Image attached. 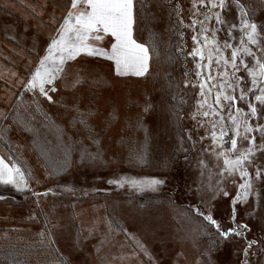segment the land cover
<instances>
[{"label": "rangeland", "instance_id": "obj_1", "mask_svg": "<svg viewBox=\"0 0 264 264\" xmlns=\"http://www.w3.org/2000/svg\"><path fill=\"white\" fill-rule=\"evenodd\" d=\"M146 2L149 5L148 19L138 22L140 31L134 32V35L142 42L155 39L159 43L160 59L152 62L151 69L158 73L155 78H117L110 62L92 57L77 58L78 64L73 65L69 72L76 68L83 69L81 75L84 83L72 90L61 82L58 91L52 93L58 103H49L41 98L44 111L67 133L65 141L67 142L68 136L73 141H82V144H73L71 163L64 173L47 176L43 156L37 153L40 147L30 143L31 135L15 129L9 132L8 138L15 154L20 156L21 162L40 181L36 183L33 180L32 189L43 193L51 188L53 192L37 198L31 192L19 193L10 187L0 186V195L6 197L0 201V252L11 243L17 250L25 253L22 259L26 258L27 264H46L61 255L70 260L71 264H101L102 261H110L111 264H152V260L157 264H197L201 253L207 251L210 240L214 238L203 232L213 233L215 229L197 216L190 206L194 205L203 212L211 208L214 218L228 226L230 197L235 195L237 186L242 181L238 173L232 176L225 173V178L222 179L219 175L220 168L223 167L222 158L218 159L212 151L213 148L220 151L219 147L212 144L210 137L200 140L209 125L205 123L204 127H199L191 119L190 114L197 108L196 101L201 98L197 95L198 85L192 87L189 83L187 88L184 87V72L194 67L191 57H187L186 61L184 59L187 52L191 51V36L194 33L190 28L180 25V32L184 33L183 43L180 40L170 50L166 46L168 25L165 18L168 11L164 6H159L158 0ZM170 2L172 5L179 3L184 23H191V0ZM242 2L254 9L253 19L257 24L264 22V0ZM45 3L47 7L42 8ZM69 3L70 0H0V108L9 107L4 103L6 98L11 97V102L15 103V96H11V93L17 95L22 90L19 81L29 75L37 57L44 54L47 43L50 42L49 37L58 26L51 23L54 6L55 16L59 21ZM30 5L35 7V12ZM40 12L43 15H38ZM231 17L238 18V13L233 11ZM218 36L223 38L224 33L220 32ZM236 42L238 40L234 41ZM104 43L107 44V39ZM180 47H184L183 55L176 52ZM251 47L257 56L264 58V52H260L257 46ZM168 56H172L170 62ZM246 59L251 60L250 57ZM237 75L246 77V72L242 69ZM191 79H195L194 74ZM93 80L103 82L95 84ZM244 86L246 90L247 85ZM228 91L231 92L230 89ZM170 95L174 97L175 109L169 104ZM235 95H239V89ZM30 98L31 93H25L24 99ZM145 101H150L153 105L150 113L143 116L142 124L136 130L128 128L130 122H136L137 114L142 111ZM236 103L247 111L245 102ZM73 104L84 113L99 110L106 114L116 110L117 119L103 133L100 145L102 155L94 163L87 160L80 163L78 149L84 148L95 155L96 147L87 139V131L71 121L76 114L72 109ZM177 112L181 117L179 121L175 115ZM225 118L227 119L226 114ZM42 119L37 117L38 127ZM250 123L264 124V115L259 120L253 118ZM90 124L98 127L99 121L93 118ZM189 134L192 135V141L187 140ZM251 135L256 136V143L259 144L261 134L254 132ZM121 136L126 137L123 143ZM132 140L136 142L138 155L140 147H146L149 160L147 164L140 163L135 158L133 162H128L126 157ZM55 143L44 146L49 149L56 147L60 151L61 144ZM247 147L246 140H238V151ZM183 149L188 150L187 160ZM4 150L0 142V151ZM251 159L252 164L246 162V166L254 174L255 166L264 167V151H257ZM201 160L206 167H201ZM120 176L135 179L166 176L168 179L158 192L139 193L127 186L117 188L107 183L108 179ZM220 180L222 184L218 185L217 181ZM209 185L212 186L211 190ZM197 186L200 188L199 195L195 194ZM69 187L74 188L75 192L67 191ZM220 187L229 192V197L217 194ZM37 199L40 201L39 207ZM169 199L174 203H169ZM251 208L250 197L247 205H238L237 220L251 225L252 231L247 234L248 239L260 241V245L253 249L256 255L249 256L251 264H264V252L260 251L264 247V234L257 230L256 221L248 217L247 211ZM258 215H264V191L261 192ZM46 218L47 227L54 234L55 247L60 249V253L49 252L39 244V233L45 228ZM106 221H112L113 225L118 224L128 234H133L145 245L152 260L143 254L135 240L124 231L114 230L106 236ZM94 224L95 230L89 236L88 229ZM244 246L245 241L237 238L224 245L222 251L214 252L213 259L216 264H240Z\"/></svg>", "mask_w": 264, "mask_h": 264}, {"label": "snow or ice", "instance_id": "obj_2", "mask_svg": "<svg viewBox=\"0 0 264 264\" xmlns=\"http://www.w3.org/2000/svg\"><path fill=\"white\" fill-rule=\"evenodd\" d=\"M169 6L175 11L178 24L190 28L194 33L191 36V51L184 57L185 61L187 57H191L194 67L184 72V87L187 88L189 83L192 87L198 85L197 95L201 98L196 101L197 108L190 114L191 119L196 121L199 127H204L205 123L209 125L205 128V134L200 136V140L210 137L212 144L219 147L220 151H215V148L212 151L218 159L222 158L223 167L220 168L219 173L222 179L225 178V173L229 176L238 173L242 181L238 184L235 195L230 197L228 226L214 218L211 208L203 212L194 205L190 206L197 216L202 217L207 225L215 229L213 233L203 232L204 235L214 238L210 240L207 251L201 253V259L197 261V264H216L213 253L222 251L224 245L232 243L237 238L245 241L242 249L243 259L240 264H251L249 256L256 255L253 249L254 246L260 245V241L248 239L247 234L252 231V227L246 222L238 221L237 215L238 205H247L251 197L252 208L250 211L246 210L247 215L256 221L257 230L264 234V215H258L261 192L264 191V167L255 166L253 174L246 166V162L252 164L251 158L257 151H264V124L250 123L253 118L259 120L264 115V58L257 56L251 47L257 46L260 52H264V22L257 24L253 19L254 9L242 0H191L189 10L191 23L189 24L184 23L179 3ZM41 7H47V4ZM148 7L146 0H70L64 9V14L57 21L54 6L51 23L58 26L54 29V34L50 35V42L47 43L44 54L37 57L29 75L19 81L23 89L19 95L11 93V96H15V103H12L9 97L4 100L9 107L0 108V122H8L0 123V141H3L5 146V150L0 151V186L10 187L19 193L31 192L37 198L53 192L51 188L43 193L32 189L31 184L36 177L32 170L21 162L20 156L15 154L12 142L8 138L9 132L13 129L31 134L30 143L40 147L47 176H56L70 166L73 144H82V141H73L71 136H68L67 142L65 141L67 133L44 111L41 98L49 103H58L54 100L52 93L58 91L61 82L66 88L72 90L84 83V77L81 75L83 69L76 68L73 72H69L73 65L78 64L77 58L92 57L110 62L114 76L117 78L147 79L158 75L151 70L152 62L159 61L161 55L158 41L148 39L142 42L134 35V32L140 31L138 22L148 19ZM32 11L35 12V7H32ZM233 11L238 13V18H230ZM38 15H43V12ZM220 32L224 33L223 38L218 36ZM179 35L183 43L184 33L181 31ZM237 40L238 42L234 43ZM176 52L183 55L184 47L177 48ZM247 57L251 60L246 59ZM167 59L170 62L172 56H168ZM242 69L246 72V77L237 75ZM193 74L195 79H191ZM70 75L71 79H69ZM102 82L93 80L95 84ZM244 85H247L246 90ZM229 89L231 92L228 91ZM237 89H239L238 96L235 95ZM25 93H31V98L25 100ZM248 97L251 99H246ZM237 101L245 102L247 111L237 106ZM152 108L151 102L145 101L142 111L137 114L136 122H130L127 127L136 130L137 126L142 124L143 116L149 114ZM72 109L76 114L72 116L71 121L87 131V139L96 147L95 155L84 148L78 149L80 163L83 164L86 160L94 163L102 155L100 145L103 133L117 119L116 110L113 109L106 114L99 110L84 113L76 104L72 105ZM175 115L179 121L181 118L179 112ZM38 116L43 118L39 121V127L37 126ZM93 118L99 121L98 127L90 124ZM42 128L54 132L56 140L63 145L62 151L53 153L51 149L44 146L51 141L44 136ZM254 132L261 134L259 144L256 143V136L251 135ZM145 138L147 139L146 129ZM120 139L123 143L126 137L121 136ZM240 139L246 140L248 147L238 151ZM187 140L192 141L191 134L187 136ZM181 147L183 148V138ZM128 151L129 155L126 157L128 162H133V158L143 164L149 162L146 147L142 145L140 154H137L135 140H132ZM183 151L187 160L188 150L183 149ZM199 163L202 168L206 167L203 160ZM167 179L166 176L144 179L120 176L108 179L107 183L117 188L127 186L136 192L144 193L160 191L166 185ZM36 183L40 181L36 180ZM217 184H222V180L217 181ZM211 187L209 185L210 190ZM66 190L75 192V189L71 187ZM199 193L200 188L197 186L195 194L199 195ZM220 193L224 197H229V192L223 187L217 189V194ZM84 194L87 195V192ZM5 199L4 195H0V201ZM168 202L174 203L171 199ZM36 204L39 207V199L36 200ZM47 223L46 218L45 228L39 233V244L49 252L60 253V249L55 247L56 239L51 229L47 227ZM106 223L108 226L106 236L114 230L124 231L135 240L143 254L152 260L145 245L133 234H128L127 230L118 224L113 225L112 221H106ZM94 230L95 224L88 229L89 236ZM5 239H8L7 234ZM99 251L97 247V252ZM260 251L264 252V247H261ZM0 257H2V264H27L26 258L22 259L25 253L17 250L11 243H8L4 251L0 252ZM46 264H71V261L61 255L58 259L47 261ZM101 264H111V262L102 261ZM152 264L157 262L152 260Z\"/></svg>", "mask_w": 264, "mask_h": 264}, {"label": "trees", "instance_id": "obj_3", "mask_svg": "<svg viewBox=\"0 0 264 264\" xmlns=\"http://www.w3.org/2000/svg\"><path fill=\"white\" fill-rule=\"evenodd\" d=\"M158 4H159V6H164L165 8H166V10L168 11V12H166L168 15L166 16V18H165V20H166V22H167V25H168V29H167V39H166V46H168L169 48H170V50H173L175 47H176V44L181 40L180 39V35H179V32H180V25L178 24V22H177V16H176V13H175V11L173 10V8L172 7H170L169 5L171 4L172 5V3L170 2V0H158ZM23 90V89H22ZM21 90V91H22ZM20 91V92H21ZM19 92V93H20ZM19 93L17 94V95H19ZM171 95H173L172 93H171ZM170 95V97L168 98L169 99V104H170V106L171 107H173L174 105H173V98L174 97H172ZM169 96V95H168ZM176 96H179V94H176ZM174 108V107H173ZM175 109V108H174ZM42 130V132L44 133V136H46L47 137V139L49 140V141H51V143H55V144H60L57 140H56V137H55V134H54V132H48L47 130H44V129H41ZM28 135H31L30 133H27ZM32 137V136H31ZM31 140H32V138H31ZM30 140V141H31ZM1 142V144H2V147L5 149V146H4V144H3V141H0ZM33 149L36 151L37 149H35L34 147H33ZM62 149H63V145H61L60 146V151H62ZM52 150V152L53 153H59L60 151L59 150H57V148L55 147V148H52L51 149ZM37 153L40 155L41 154V152H40V150H37ZM42 160L45 162V160H44V157H42ZM65 171H62V172H60L58 175H60V174H62V173H64ZM58 175H56V176H58ZM19 247V246H18Z\"/></svg>", "mask_w": 264, "mask_h": 264}, {"label": "crops", "instance_id": "obj_4", "mask_svg": "<svg viewBox=\"0 0 264 264\" xmlns=\"http://www.w3.org/2000/svg\"><path fill=\"white\" fill-rule=\"evenodd\" d=\"M0 235H1V233H0Z\"/></svg>", "mask_w": 264, "mask_h": 264}]
</instances>
